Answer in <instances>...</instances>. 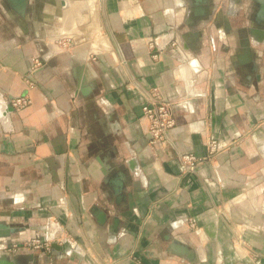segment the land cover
<instances>
[{
  "label": "crops",
  "instance_id": "obj_1",
  "mask_svg": "<svg viewBox=\"0 0 264 264\" xmlns=\"http://www.w3.org/2000/svg\"><path fill=\"white\" fill-rule=\"evenodd\" d=\"M0 264H264V0H0Z\"/></svg>",
  "mask_w": 264,
  "mask_h": 264
},
{
  "label": "built area",
  "instance_id": "obj_2",
  "mask_svg": "<svg viewBox=\"0 0 264 264\" xmlns=\"http://www.w3.org/2000/svg\"><path fill=\"white\" fill-rule=\"evenodd\" d=\"M69 39L70 37H68V40ZM62 42L63 41L59 42V44H61ZM148 43L149 47L152 48L155 46L156 39H150ZM172 44H175V42H172ZM160 53V50L153 52L152 57L156 58L160 55ZM32 62L33 63L29 71L30 75H33L35 70L41 65L40 60L37 58L33 59ZM26 82L29 87H33L35 85V82L31 77L27 78ZM30 103L31 100L29 97L18 96L11 100L10 105L13 109H21L26 107ZM175 103V100L165 99L158 87H152L148 92H146L144 102L141 106V110L142 117H144L148 121L147 132L149 135V143L152 146L172 144L170 138V131L175 125V118L173 115V107ZM218 147L219 145L217 141H209V151L211 153L217 151ZM182 160L187 163L186 167L192 168L195 166L198 159H196L193 155L186 154L182 156ZM189 224L191 226L195 225L194 221L192 220L189 221ZM59 238L60 239L57 238V240L55 241L57 242L59 247L64 248V245L69 243L71 247L70 250L77 248V244L71 241V239L61 237ZM52 242L53 241H50L47 237L45 239L35 238L25 242L24 245L37 249L50 250Z\"/></svg>",
  "mask_w": 264,
  "mask_h": 264
},
{
  "label": "rangeland",
  "instance_id": "obj_3",
  "mask_svg": "<svg viewBox=\"0 0 264 264\" xmlns=\"http://www.w3.org/2000/svg\"><path fill=\"white\" fill-rule=\"evenodd\" d=\"M95 27H96V26H95ZM73 40H74V39H73L72 37H70L69 40H68V37H64V38H62V39H56V40L54 41V43H55V44H59V42L63 41L64 44H63V42H62L61 44H59L60 46H62V45H64V46H69V45L72 44ZM51 248H52V246H51Z\"/></svg>",
  "mask_w": 264,
  "mask_h": 264
},
{
  "label": "bare ground",
  "instance_id": "obj_4",
  "mask_svg": "<svg viewBox=\"0 0 264 264\" xmlns=\"http://www.w3.org/2000/svg\"><path fill=\"white\" fill-rule=\"evenodd\" d=\"M64 246H66V247H68V250H70V244L69 243H67V244H65ZM70 247V248H69ZM61 248V247H60ZM64 249H65V247H64Z\"/></svg>",
  "mask_w": 264,
  "mask_h": 264
},
{
  "label": "water",
  "instance_id": "obj_5",
  "mask_svg": "<svg viewBox=\"0 0 264 264\" xmlns=\"http://www.w3.org/2000/svg\"><path fill=\"white\" fill-rule=\"evenodd\" d=\"M20 1H22V0H20ZM52 246L54 247V246H56V244H53Z\"/></svg>",
  "mask_w": 264,
  "mask_h": 264
},
{
  "label": "clouds",
  "instance_id": "obj_6",
  "mask_svg": "<svg viewBox=\"0 0 264 264\" xmlns=\"http://www.w3.org/2000/svg\"><path fill=\"white\" fill-rule=\"evenodd\" d=\"M183 106V105H182Z\"/></svg>",
  "mask_w": 264,
  "mask_h": 264
}]
</instances>
